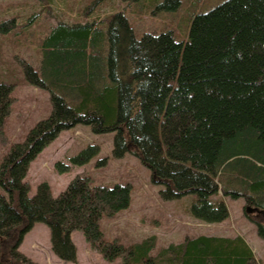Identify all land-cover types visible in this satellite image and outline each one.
Segmentation results:
<instances>
[{"label":"trees","instance_id":"trees-1","mask_svg":"<svg viewBox=\"0 0 264 264\" xmlns=\"http://www.w3.org/2000/svg\"><path fill=\"white\" fill-rule=\"evenodd\" d=\"M203 2L144 0L151 11L184 16L182 38L172 28L139 36L125 10L101 21L60 22L43 38L38 67L27 65L24 74L50 94L52 111L1 161L0 264H37L19 251L37 223L49 227L52 251L64 262H77L72 233L80 231L108 262L256 264L242 236L187 237L155 254V237L128 247L107 239L101 220L130 208V183L94 185L78 175L56 198L48 183L29 196L32 162L63 131L81 124L95 134L115 133L113 156L137 157L165 187L164 200L193 196L190 213L199 221H226V197L243 198L246 210L264 215V0H227L198 13ZM14 23L2 22L0 33L9 34ZM13 90L0 82V130ZM99 153L90 145L72 165L88 164ZM56 169L72 168L58 162ZM256 225L264 238V225Z\"/></svg>","mask_w":264,"mask_h":264},{"label":"rangeland","instance_id":"rangeland-1","mask_svg":"<svg viewBox=\"0 0 264 264\" xmlns=\"http://www.w3.org/2000/svg\"><path fill=\"white\" fill-rule=\"evenodd\" d=\"M225 1L227 0H204L198 13H205ZM140 3L138 6L126 0H0V24L15 19V28L9 34L0 33V82L11 84L14 88L11 113L0 130V164L13 144L23 142L29 131L51 114L50 94L30 85L24 68L27 65L38 67L41 57L40 42L60 22L101 21L118 10H125L139 36L146 32L154 33L160 29L172 28L182 38L178 23L186 25L184 16L180 15L175 20V15L151 11L150 7H144V0H140ZM133 9L142 11L143 14L133 16ZM115 136V133L95 134L89 126L81 124L63 131L30 165L26 179L30 184L29 196L36 195L40 184L48 183L56 198L78 175L89 176L94 185L130 183L133 187L130 208L115 217L104 216L101 220V228L107 239L118 240L128 247L155 237L156 248L152 251L155 254L161 247L180 243L187 237L242 236L254 250L256 264H264V238L259 236L256 225L257 222L264 225V215L251 212L249 215L252 221L246 217L247 206L243 198L232 200L226 197L224 200L230 211V217L226 221L208 224L195 219L190 213L195 202L193 196L166 201L161 193L165 187L152 181V172L137 157L127 154L118 159L113 156ZM90 145L100 148L99 155L88 164L72 165L71 159ZM103 160L106 163L100 165ZM58 162L67 164L72 169L60 174L56 169ZM72 240L77 248V262L61 261L52 251L49 227L37 223L25 236L19 251L37 264L122 262L121 259L106 261L91 248L80 231L72 233Z\"/></svg>","mask_w":264,"mask_h":264},{"label":"water","instance_id":"water-1","mask_svg":"<svg viewBox=\"0 0 264 264\" xmlns=\"http://www.w3.org/2000/svg\"><path fill=\"white\" fill-rule=\"evenodd\" d=\"M246 211H247L248 213H251V212H257L258 210L255 209V208L248 207Z\"/></svg>","mask_w":264,"mask_h":264},{"label":"crops","instance_id":"crops-1","mask_svg":"<svg viewBox=\"0 0 264 264\" xmlns=\"http://www.w3.org/2000/svg\"><path fill=\"white\" fill-rule=\"evenodd\" d=\"M253 250V249H252ZM253 252H254V250H253ZM255 254V253H254Z\"/></svg>","mask_w":264,"mask_h":264}]
</instances>
